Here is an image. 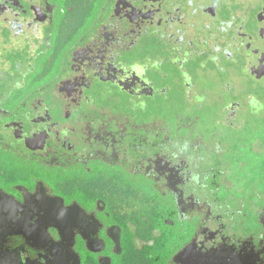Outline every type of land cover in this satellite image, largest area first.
Instances as JSON below:
<instances>
[{
	"label": "flooded vegetation",
	"instance_id": "af4514ba",
	"mask_svg": "<svg viewBox=\"0 0 264 264\" xmlns=\"http://www.w3.org/2000/svg\"><path fill=\"white\" fill-rule=\"evenodd\" d=\"M255 113L264 0H0V264H264L214 175Z\"/></svg>",
	"mask_w": 264,
	"mask_h": 264
},
{
	"label": "rangeland",
	"instance_id": "374dc122",
	"mask_svg": "<svg viewBox=\"0 0 264 264\" xmlns=\"http://www.w3.org/2000/svg\"><path fill=\"white\" fill-rule=\"evenodd\" d=\"M214 128L216 138H219L221 145L224 144L218 153V173H214L220 185L216 194L220 200L234 196L239 204H243L241 207L247 229L252 225L255 214V207L251 206L258 207L264 201V114H247L230 129L215 124ZM2 168L7 169L6 166ZM163 254L162 250L160 257ZM130 261L142 264L132 258Z\"/></svg>",
	"mask_w": 264,
	"mask_h": 264
}]
</instances>
